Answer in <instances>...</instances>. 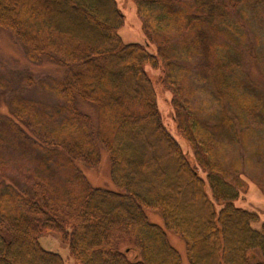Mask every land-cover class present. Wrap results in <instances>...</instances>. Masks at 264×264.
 I'll list each match as a JSON object with an SVG mask.
<instances>
[{"label": "trees", "instance_id": "trees-1", "mask_svg": "<svg viewBox=\"0 0 264 264\" xmlns=\"http://www.w3.org/2000/svg\"><path fill=\"white\" fill-rule=\"evenodd\" d=\"M132 1L140 42L124 41L127 19L117 0H0V27L28 58L65 69L51 87L64 102L53 113L23 98L11 101V116L0 114V264H65L40 241L50 232L76 264H181L146 208L160 210L165 227L186 239L190 264H264V221L257 226L258 213L238 204L242 183L215 160V132L188 89L196 66L206 74L199 81L214 88L222 125L232 129L223 106L241 120L260 107L240 90L248 34L236 14L248 16L264 0ZM147 66L173 94L177 132L163 122ZM78 99L96 106L95 121ZM101 146L116 189L94 186L77 165H98Z\"/></svg>", "mask_w": 264, "mask_h": 264}, {"label": "rangeland", "instance_id": "rangeland-1", "mask_svg": "<svg viewBox=\"0 0 264 264\" xmlns=\"http://www.w3.org/2000/svg\"><path fill=\"white\" fill-rule=\"evenodd\" d=\"M117 1L127 19L120 31L124 41L140 42L141 33L132 30L134 27L136 29L143 27L135 4L132 0ZM248 13V16H243L240 11L236 14L245 24L248 34L247 42L242 48V74L240 76L244 87L241 85L240 90L254 99L260 107H256L257 110L253 115H245L244 120H241L233 109L223 106L224 111H228L227 115L234 118L235 128L232 129L229 125H222L223 111L216 100L214 88L209 80L199 81V77L206 74L196 66L193 67L190 75L188 89L194 91L195 111L201 122L215 132L218 141L215 145L217 150L215 160L230 172L232 177L242 183V195L238 199V204L256 211L259 220L255 224L260 226L264 221V110H262V106L264 107V7L261 6L254 9L251 14ZM146 69L158 83L156 85L157 101L163 122L171 132H177L173 119L174 110L171 105L173 94L159 85L158 71L149 66ZM64 73L65 69L60 64L49 59L31 61L26 54L25 47L15 34L0 27V81L4 85L0 90V114L11 116V101L23 98L36 100L45 111L53 113L64 102L51 87L54 81L63 77ZM77 106L81 111L89 114L94 121L97 119V108L92 103L78 99ZM62 117L63 115L59 114L55 123L59 122ZM21 124L29 130L30 135H34L22 122ZM181 144L189 159L194 161V151L191 145L184 141ZM100 152L101 160L98 165H88L80 160L77 161V165L94 186L116 189L111 177L110 155L103 146ZM56 166L57 163L53 160L50 167L55 169ZM200 172H202L201 169ZM145 211L151 222L158 223L166 229L170 243L179 250L182 256L181 264H190L186 254V239L181 234L165 227L160 210L146 208ZM40 241L45 248L59 252L65 264H76L70 254L68 244L61 239L58 233L50 232L42 236ZM127 245H129L128 242L124 243L122 248Z\"/></svg>", "mask_w": 264, "mask_h": 264}]
</instances>
